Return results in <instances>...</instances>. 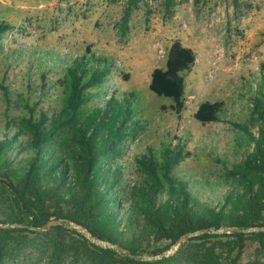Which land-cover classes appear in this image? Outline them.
Returning <instances> with one entry per match:
<instances>
[{"label":"rangeland","instance_id":"rangeland-1","mask_svg":"<svg viewBox=\"0 0 264 264\" xmlns=\"http://www.w3.org/2000/svg\"><path fill=\"white\" fill-rule=\"evenodd\" d=\"M127 0H0V22L10 26L0 35V135L17 132L26 138L21 117L29 108L51 111L61 107L65 86L63 71L68 61L80 56L101 60L111 73L100 89H91L85 110L101 107L112 95L127 97L136 111L137 129L124 142L132 163L148 147L158 150L162 143L174 146L178 139L189 152L180 164L181 175L191 179L206 177L212 188L200 189L205 196L220 197L229 182L242 188L239 177H229L226 169L240 164L244 148L236 139L234 123H246L257 135L258 122H248L254 97L264 90V0H138L124 27L121 19ZM179 39L195 54V63L184 75V109L172 110V101L149 90L150 75L164 68L166 51ZM221 102L219 120L201 124L193 113L203 102ZM254 182L261 180L250 174ZM0 215L14 216L10 194L0 183ZM43 229L21 236L6 264H52L56 243H64L62 259L57 264H94L93 249L84 238L100 248L86 230L74 223L52 220ZM10 228L24 225L5 224ZM62 227L61 230L55 229ZM231 228L204 231L185 237L159 254L165 242H150L141 256L159 264H200L208 243L224 242L220 235ZM264 231V228H248ZM194 238H198L194 240ZM207 244V246H206ZM206 246V247H205ZM255 243L247 241L241 264H257ZM121 252V251H120ZM123 252H125L123 250ZM122 252V253H123Z\"/></svg>","mask_w":264,"mask_h":264},{"label":"trees","instance_id":"trees-1","mask_svg":"<svg viewBox=\"0 0 264 264\" xmlns=\"http://www.w3.org/2000/svg\"><path fill=\"white\" fill-rule=\"evenodd\" d=\"M127 1L124 27L138 0ZM173 1L165 0V5ZM8 29L0 22V35ZM195 59L193 50L175 39L167 48L165 67L151 72L149 90L170 99L176 114L184 109V75ZM63 73L60 108L36 116L29 108L28 116L21 117L25 140L21 129L0 135V183L10 194L14 212L11 218L0 215V264L12 257L18 233L34 234L27 227L52 220L80 225L92 238L125 251L100 248L84 238L93 247L94 264H159L140 260L151 241L166 243L151 252L156 255L182 236L204 231L200 238L209 239L210 232L231 227L236 230L220 235L226 241L206 244L200 264H241L247 241L256 244V263L264 264V231H240L264 228V90L254 97L248 116V122L260 123L257 135L246 123L233 124L245 155L239 165L226 169L223 181L239 177L242 193L229 182L220 197H205L200 189L212 188L208 178L180 174V164L189 155L180 139L174 146L164 142L158 150L148 147L132 163L124 159V142L137 129L129 98L112 95L101 107L85 110L89 91L106 83L109 64L82 55L68 61ZM221 108V102H203L193 118L201 124L216 122ZM250 174L261 180L254 182ZM13 223L25 228L4 226ZM54 247L51 263L57 264L67 246L62 242Z\"/></svg>","mask_w":264,"mask_h":264},{"label":"water","instance_id":"water-1","mask_svg":"<svg viewBox=\"0 0 264 264\" xmlns=\"http://www.w3.org/2000/svg\"><path fill=\"white\" fill-rule=\"evenodd\" d=\"M50 223L51 222H48V223H46L44 226H42L40 229H43V228H45V227H48L49 225H50ZM9 227V226H8ZM261 229V228H260ZM235 230V229H234ZM233 229H228V231H234ZM241 232H249L250 230L249 229H245V230H240ZM86 233L89 235V239L92 241V242H95V243H101L100 241H98V240H96V239H94V238H92L91 236H90V234L86 231ZM185 237L186 236H182L179 240H177L176 242H175V245H177V244H179L181 241H183L184 239H185ZM105 247H107V248H115V249H117V250H119V251H121V252H123V250L122 249H120V248H118V247H114L113 245H110V244H105L104 245ZM140 260H142V261H145V259L144 258H142V257H140Z\"/></svg>","mask_w":264,"mask_h":264}]
</instances>
